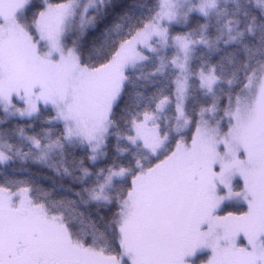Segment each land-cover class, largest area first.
I'll return each instance as SVG.
<instances>
[{
  "label": "snow or ice",
  "instance_id": "snow-or-ice-1",
  "mask_svg": "<svg viewBox=\"0 0 264 264\" xmlns=\"http://www.w3.org/2000/svg\"><path fill=\"white\" fill-rule=\"evenodd\" d=\"M0 264H264V0H0Z\"/></svg>",
  "mask_w": 264,
  "mask_h": 264
}]
</instances>
